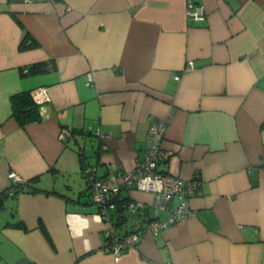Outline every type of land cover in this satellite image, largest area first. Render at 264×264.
I'll return each mask as SVG.
<instances>
[{
    "label": "crops",
    "instance_id": "obj_1",
    "mask_svg": "<svg viewBox=\"0 0 264 264\" xmlns=\"http://www.w3.org/2000/svg\"><path fill=\"white\" fill-rule=\"evenodd\" d=\"M193 1L197 23L187 0H0V197L10 174L31 183L3 200L0 264H264V0ZM44 61L56 69L25 75ZM22 91L47 98L24 128L10 100ZM157 121L170 154L159 169L198 179L192 216L101 253L107 228L80 205L82 168L133 171Z\"/></svg>",
    "mask_w": 264,
    "mask_h": 264
},
{
    "label": "built area",
    "instance_id": "obj_2",
    "mask_svg": "<svg viewBox=\"0 0 264 264\" xmlns=\"http://www.w3.org/2000/svg\"><path fill=\"white\" fill-rule=\"evenodd\" d=\"M14 2H41L42 0H13ZM187 18L191 22H200L204 20L203 6L197 5L193 0H187ZM188 69L192 68V62H189ZM178 81V78H175ZM91 78H88L87 86L90 84ZM46 93L41 91L34 95V100L38 104L46 101ZM148 134L152 138L153 145L146 150L145 158L142 162L136 165L132 172H122L111 174L107 181L97 182L91 190V200L99 208L98 216H100L106 224L104 232V243L100 252L111 255H121L127 250L135 248L145 240L148 235L157 236L162 231L168 230L176 226V223L184 221L192 216L190 209V197H192L198 188L199 182L195 178L180 179L170 176L159 169L160 164L165 163L170 154L164 152L160 147V140L165 133V123L157 121L148 128ZM63 137L65 134L62 132ZM12 184V189L15 186L24 185V181L15 173L8 176ZM123 188L134 189L139 192L151 194L153 202L151 209L158 213H168V217L161 220H150L149 224L136 232H125L120 236L116 230L111 227L110 213L115 209L117 204L113 200L120 194ZM9 196H15V191L8 192ZM18 195V194H17ZM176 202V203H175ZM175 203V204H174ZM145 210L146 205L137 202L130 205V212L133 213L136 208Z\"/></svg>",
    "mask_w": 264,
    "mask_h": 264
},
{
    "label": "trees",
    "instance_id": "obj_3",
    "mask_svg": "<svg viewBox=\"0 0 264 264\" xmlns=\"http://www.w3.org/2000/svg\"><path fill=\"white\" fill-rule=\"evenodd\" d=\"M26 42L27 40H24V47L28 48L29 44H27ZM55 69H56V65L54 64V61H44L29 66L26 69L25 75L33 76L35 74H45ZM10 100H11L12 117L16 120L17 123H19L20 127L24 128V126H26L27 124L40 121L41 112L39 110V104H37L36 101L32 98L31 92L22 91L19 94L13 95ZM78 153L81 163L84 162V157L86 156H84L80 152ZM82 169L83 170L81 171V178L84 181L85 187L84 189L79 191L78 194L79 195L78 199L83 200L82 202H80V205L87 207L89 204H91V206H95V204H93L91 200V195H92L91 190L93 189L94 185L99 181H107L108 177L111 174H118L119 172H114L107 175L99 176L97 175V169L94 168L93 166L89 168L86 166ZM29 187H31V183L26 181L24 185L15 186L13 189L10 188L6 192H4L0 197V208L3 206L2 205L3 200L7 197H10L8 192H10L11 190L15 191L16 192L15 196H17V194L26 192L27 188ZM125 190H134V189L123 188L120 194L113 200V203L117 205L115 209L112 210V212L110 213L111 223H112L111 227L114 228L117 234L120 236H123L122 234H125V232L129 234L136 232L137 230L139 231L144 227L143 225L149 224L150 220H155L154 217H149V218L146 217L147 215L150 214V211L152 210L151 207L145 208V210L139 209V207H137L136 210L133 213H131L129 209L130 205L131 204L136 205L137 202H132L131 200H129V198L124 195ZM51 193L57 194V192L54 191L53 192L51 191ZM87 196L90 197L89 202L85 200ZM148 211L149 214H147ZM98 213H99V208L97 207V215ZM165 218H161V219L163 220ZM161 219L157 218V220H161Z\"/></svg>",
    "mask_w": 264,
    "mask_h": 264
},
{
    "label": "rangeland",
    "instance_id": "obj_4",
    "mask_svg": "<svg viewBox=\"0 0 264 264\" xmlns=\"http://www.w3.org/2000/svg\"><path fill=\"white\" fill-rule=\"evenodd\" d=\"M35 95V94H34ZM32 98H33V95H32ZM65 135H70V133H68V131H62ZM63 137V135L61 134V138ZM161 147V146H160ZM81 148V147H80ZM161 149H162V147H161ZM163 150V149H162ZM127 173H129V172H132V171H126ZM22 179V178H21ZM21 181H24L23 179L21 180ZM71 181H72V185H73V188H74V190H78L80 187H81V185H82V182L80 181V178H79V176H73L72 178H71ZM152 200H153V198H152ZM139 203H142V202H140V201H138ZM144 204V203H143Z\"/></svg>",
    "mask_w": 264,
    "mask_h": 264
},
{
    "label": "flooded vegetation",
    "instance_id": "obj_5",
    "mask_svg": "<svg viewBox=\"0 0 264 264\" xmlns=\"http://www.w3.org/2000/svg\"><path fill=\"white\" fill-rule=\"evenodd\" d=\"M169 159H170V158H168L167 161H168ZM167 161H165V162H167ZM191 179H192V178H191ZM197 180H198V179H197Z\"/></svg>",
    "mask_w": 264,
    "mask_h": 264
}]
</instances>
